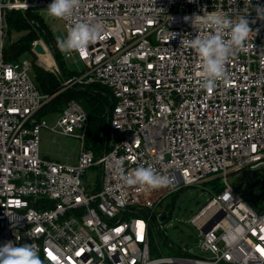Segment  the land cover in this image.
<instances>
[{"label":"built area","instance_id":"obj_1","mask_svg":"<svg viewBox=\"0 0 264 264\" xmlns=\"http://www.w3.org/2000/svg\"><path fill=\"white\" fill-rule=\"evenodd\" d=\"M50 3L0 0V246L32 244L44 264H264V209L228 181L230 174L264 179V20L255 11L264 0H80L71 18L60 19L66 34L80 21L99 39L83 58L64 54L82 70L64 78L61 90L90 83L108 89L97 157L85 147L89 120L81 101H67L48 126L37 114L50 98L36 88L31 58H4L6 14ZM245 9L253 30L248 51L230 58L227 81L208 92L200 87L198 56L181 42L209 31L199 21L193 26L195 15L219 11L235 19ZM42 128L78 139L74 163L39 156ZM121 159L125 174L152 166L172 182L129 186ZM93 167L99 176L90 189L83 176ZM213 179L223 188L209 190L190 220L202 233L204 254L161 245L152 222L160 233L170 214L155 207ZM234 225L244 235L230 244L225 235Z\"/></svg>","mask_w":264,"mask_h":264},{"label":"clouds","instance_id":"obj_2","mask_svg":"<svg viewBox=\"0 0 264 264\" xmlns=\"http://www.w3.org/2000/svg\"><path fill=\"white\" fill-rule=\"evenodd\" d=\"M80 0H51L46 7L48 15L57 19H69L79 6ZM257 18L264 20V5L255 6ZM248 11L244 10L235 19L226 14L204 11V15H195L193 26L197 29V22H201L209 31L203 34L197 31L195 38L183 39L181 45L194 50L199 58L201 68L200 87L211 92L218 81H227L226 64L237 52H247L253 30L247 19ZM99 39L97 29L86 22H74L65 37H57L56 45L63 54L78 53L82 58L91 43ZM118 170L123 182L129 186L160 188L171 184L170 177L158 173L152 166H139L130 173L123 172V159L118 162ZM244 235V229L239 225L231 227L225 235V240L232 244L238 242ZM0 264H44L36 247L32 244L17 246L13 242H6L0 246Z\"/></svg>","mask_w":264,"mask_h":264},{"label":"rangeland","instance_id":"obj_3","mask_svg":"<svg viewBox=\"0 0 264 264\" xmlns=\"http://www.w3.org/2000/svg\"><path fill=\"white\" fill-rule=\"evenodd\" d=\"M33 12L43 17L53 32L55 39L66 36L62 21L49 16L46 7L36 8ZM17 36V33H12L10 38L15 39ZM35 41L40 43L52 58V62L43 60L40 65L38 56L35 64L49 71L54 70L55 67L60 70L49 46L40 37ZM66 67L75 72L82 70V65L74 63L72 59L66 60ZM81 104L85 109L88 108L84 100L81 101ZM57 117L58 112H51L44 115L43 120L48 126H53ZM39 138L38 151L41 158L58 160L68 164L75 162L80 146L78 139L72 136L56 134L44 128L41 129ZM98 176L99 169L97 167L89 168L83 176L86 186L93 189L97 184ZM253 176L255 177L254 179L251 176H235L234 174H230L228 181L237 192L242 194L243 199L248 204L253 203L256 210H263L264 179L258 173H254ZM211 188L212 185L206 183L182 188L173 195L165 197L155 207L156 212L166 213L168 210L170 211V215L161 222L160 233L157 232V222H152V226L156 230L157 240L161 245L165 241L166 243H171L176 248L188 251L189 254H204L200 250L202 233L191 224L190 220L211 196L209 192Z\"/></svg>","mask_w":264,"mask_h":264},{"label":"trees","instance_id":"obj_4","mask_svg":"<svg viewBox=\"0 0 264 264\" xmlns=\"http://www.w3.org/2000/svg\"><path fill=\"white\" fill-rule=\"evenodd\" d=\"M6 20L7 31L3 50L5 60L15 61L25 55L30 57L36 88L40 94L50 98L39 110L38 117L51 112H60L70 99L84 100L88 106L86 110L89 120L85 133V147L90 149L95 157L99 156L102 147L101 134L106 127L105 111L111 103L108 89L100 84L90 83L82 87L73 86L61 90L62 80L78 74V72L66 67L64 54L57 48L55 36L43 17L36 12L26 11L22 13L19 10H11L6 14ZM12 33H17L18 36L11 39ZM39 37L51 49L52 55L60 68V75L35 64L37 56L31 48L32 43ZM205 183L212 185L209 190L213 192H219L223 188L216 179ZM167 212L170 214L169 210Z\"/></svg>","mask_w":264,"mask_h":264},{"label":"water","instance_id":"obj_5","mask_svg":"<svg viewBox=\"0 0 264 264\" xmlns=\"http://www.w3.org/2000/svg\"><path fill=\"white\" fill-rule=\"evenodd\" d=\"M32 52L38 57L39 54L45 53V49L43 48V46L40 43L36 42L34 44ZM162 219H163V216H162Z\"/></svg>","mask_w":264,"mask_h":264},{"label":"bare ground","instance_id":"obj_6","mask_svg":"<svg viewBox=\"0 0 264 264\" xmlns=\"http://www.w3.org/2000/svg\"><path fill=\"white\" fill-rule=\"evenodd\" d=\"M39 56V64L40 63H42L43 62V60H45V61H50V62H52V58H51V56L49 55V53L48 52H46L45 51V53L44 54H39L38 55ZM41 65V64H40Z\"/></svg>","mask_w":264,"mask_h":264},{"label":"snow or ice","instance_id":"obj_7","mask_svg":"<svg viewBox=\"0 0 264 264\" xmlns=\"http://www.w3.org/2000/svg\"><path fill=\"white\" fill-rule=\"evenodd\" d=\"M49 255H51V253H49ZM53 259H55V257H53Z\"/></svg>","mask_w":264,"mask_h":264}]
</instances>
